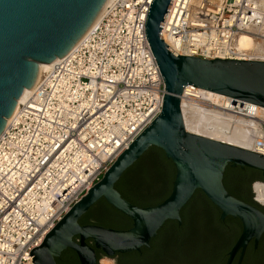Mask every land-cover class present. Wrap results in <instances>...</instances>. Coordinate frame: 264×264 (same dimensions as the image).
<instances>
[{"label": "built area", "instance_id": "2783aa9c", "mask_svg": "<svg viewBox=\"0 0 264 264\" xmlns=\"http://www.w3.org/2000/svg\"><path fill=\"white\" fill-rule=\"evenodd\" d=\"M152 1L112 0L41 75L0 136V264H32L30 252L161 114L165 84L145 36ZM164 35L176 55L238 60L240 35L264 47V6L173 0ZM194 89L181 96L184 122L264 156V108L228 97L203 106Z\"/></svg>", "mask_w": 264, "mask_h": 264}, {"label": "water", "instance_id": "95a60500", "mask_svg": "<svg viewBox=\"0 0 264 264\" xmlns=\"http://www.w3.org/2000/svg\"><path fill=\"white\" fill-rule=\"evenodd\" d=\"M173 0H153L145 36L165 84L161 114L125 150L102 180L30 252L32 264H58L66 250L80 264H117L116 256L141 252L168 221L181 225V211L197 191L221 212V220H240L242 233L226 264L240 263L250 242L258 246L264 233V181L252 186L253 201L231 196L223 177L228 166L259 171L264 178V156L187 131L181 110L184 88L193 86L235 102L264 108V62L235 59L207 60L176 55L162 36ZM106 0H0V136L25 89L33 86L40 64L66 56L89 28ZM162 150L175 166L169 197L161 204L139 208L126 201L115 186L125 172L151 148ZM156 161H159L155 153ZM160 162V161H159ZM161 163V162H160ZM162 165V164H161ZM228 185H231L229 175ZM101 199L130 218L133 226L120 231L80 220ZM90 241V243H89ZM97 251L103 256L98 259Z\"/></svg>", "mask_w": 264, "mask_h": 264}, {"label": "trees", "instance_id": "16d2710c", "mask_svg": "<svg viewBox=\"0 0 264 264\" xmlns=\"http://www.w3.org/2000/svg\"><path fill=\"white\" fill-rule=\"evenodd\" d=\"M153 152L161 163L151 155ZM229 175L232 187L228 185ZM175 176L174 164L166 158L162 150L153 147L125 172L115 188L122 198L139 208L154 207L169 197ZM258 181H264L259 171L241 167L228 166L223 177V184L231 196L252 205H256L252 186ZM180 215L181 225L177 221H168L151 241L149 248H142L141 252L118 254V264H125L124 259H129L132 264H226L231 244L220 238L202 241L196 236L185 239L182 236L184 231H189L196 224L223 225L235 221L232 218L221 220L220 210L201 191L195 193ZM80 224L120 231L129 230L133 226L130 218L114 209L104 199L98 201L83 216ZM97 256L101 259L102 252L97 251ZM57 263L80 264L71 250H66ZM242 264H264L263 240L256 250L252 247L247 250Z\"/></svg>", "mask_w": 264, "mask_h": 264}, {"label": "bare ground", "instance_id": "6f19581e", "mask_svg": "<svg viewBox=\"0 0 264 264\" xmlns=\"http://www.w3.org/2000/svg\"><path fill=\"white\" fill-rule=\"evenodd\" d=\"M112 0H106L105 4L103 5V7L101 8L100 12L98 13V15L95 17L94 21L91 23V25L89 26V28L85 31V33L80 37V39L76 42L75 45H77L89 32V30L91 28H93V26H95L99 20L101 19V16L105 10V8L107 7V5H109L111 3ZM201 0H194V4L197 6L200 3ZM222 0H210L211 5L212 6H219V2H221ZM255 4H256V8L262 7L264 6V0H254ZM165 41L167 42V44L169 43V40L167 39L166 35H164ZM236 59L238 60H251V61H261L264 62V47L258 48V50H256L255 48V44L254 42H252V40H250L247 36L245 35H240V37L238 38V40L236 41ZM249 52V57H242L244 56L245 53ZM57 61V59L55 60ZM54 61V62H55ZM54 62H51L49 64H40L38 67V74L36 77V80L33 84V86L31 87L30 90L25 89L22 96L20 97V99L17 101V106L14 110V113L12 114V116H10L7 120V124L10 122L11 118L13 117V115L15 114L18 105H20L25 98L32 92L33 88L35 87V84L37 83V81L39 80V78L41 77V75L46 72L52 65ZM193 95L195 96V98H199L197 100L198 103H201V105L203 106H210V107H216L217 105H219V101L221 100H225L227 99L225 96L223 95H219L216 93H212L209 91H205L202 89H197L195 88L193 91ZM212 103V104H211ZM185 126L187 131H189L190 133L193 134H197V135H201L203 137L209 138V139H213L219 142H223L226 144H230L236 147H240V148H244V149H249L245 144H243L239 139H237L236 137L233 136H226L222 133H208L202 130H199L195 125H193L192 123H190L187 119H185ZM107 259V258H104ZM103 262H106L107 264L110 262L109 259L107 260H103Z\"/></svg>", "mask_w": 264, "mask_h": 264}, {"label": "flooded vegetation", "instance_id": "af4514ba", "mask_svg": "<svg viewBox=\"0 0 264 264\" xmlns=\"http://www.w3.org/2000/svg\"><path fill=\"white\" fill-rule=\"evenodd\" d=\"M263 213H264V209H263ZM227 218H232L235 222L234 223H228V224H223V225H217V224H210V223H200V224H196L190 227L189 231H184L183 233V239H185L186 237H198V239L200 240H207V239H222L224 242H227L229 245L231 244V249L228 251V257H229V253L231 252L232 248L234 247L235 243L237 242L238 238L240 237L242 230H243V226L242 223L240 222L239 219L237 218H233V217H227ZM226 218V219H227ZM225 219V220H226ZM263 240V244H264V233L261 236L260 241ZM259 241V243H260ZM259 246V244H258ZM257 247H255L254 242H250L245 253L243 256V259L240 263V257H241V252H239L235 259L233 264L237 263V264H242L245 254L247 252V250L252 247L254 250H256ZM114 260H116L117 264H118V260L115 258ZM125 264H132V261H130L129 259H124L123 260Z\"/></svg>", "mask_w": 264, "mask_h": 264}, {"label": "rangeland", "instance_id": "374dc122", "mask_svg": "<svg viewBox=\"0 0 264 264\" xmlns=\"http://www.w3.org/2000/svg\"><path fill=\"white\" fill-rule=\"evenodd\" d=\"M103 260H107V259H103ZM103 260L101 261V264H107L106 262H103ZM109 263L108 264H113V261L109 259Z\"/></svg>", "mask_w": 264, "mask_h": 264}]
</instances>
